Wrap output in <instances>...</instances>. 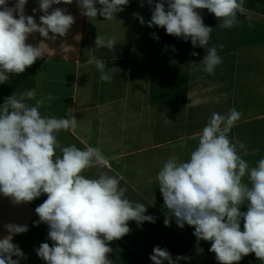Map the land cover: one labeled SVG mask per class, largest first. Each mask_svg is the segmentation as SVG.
Listing matches in <instances>:
<instances>
[{"label": "crops", "instance_id": "obj_1", "mask_svg": "<svg viewBox=\"0 0 264 264\" xmlns=\"http://www.w3.org/2000/svg\"><path fill=\"white\" fill-rule=\"evenodd\" d=\"M15 2L9 0V6ZM157 2L153 0L152 6ZM143 4L141 7V0H129L124 11L111 21L99 15L92 21L81 15L76 0L53 5L66 8L75 23L66 36H57L54 41L39 33L29 36V44L38 46L42 42L45 55L24 73L12 74L8 82L0 84V105L6 97L25 90L36 91V97L26 101L29 105L42 96H52L40 108L42 115H73L77 119L74 131L57 134L60 145L98 147L106 158L102 166L91 167L83 175L96 178L100 172H107L116 176L120 186L127 189L126 196L143 203L145 214L156 218L155 223L145 221L141 226L130 221L131 231L110 242L112 252L108 258L113 264H152L149 257L156 246L166 248L173 259L189 258L177 264H219L209 251L210 241H199L203 252H197L193 227L185 225L181 229L174 218L170 226H165L167 209L163 208L156 175L170 156L175 155L179 161L189 158L197 147V134L213 112L227 114L232 108L242 116L229 135L247 146L248 155L243 158L250 166L264 158V0H245L251 20L239 16L240 23L232 29L220 28L218 19L207 9L198 10L205 25L213 28L210 45H225L223 50L218 47L223 63L214 74L198 67L206 55L204 48H194L190 40L169 35L163 28L148 27L152 6L147 0ZM25 14L32 15L39 24L43 15L39 0H28ZM136 14L144 18V25ZM97 35L118 42L112 51L96 48ZM193 51L198 55H191ZM94 58L105 60V71L118 68L111 73L110 82L100 80ZM244 179L246 182L247 177ZM46 199L43 194L32 202L14 204L0 194V238L8 235L5 224H26L29 228L13 236L12 242L26 256L20 264H46L35 250L41 243L52 245L49 228L45 223L34 224L39 220L35 208ZM240 210L247 211V205ZM239 264L264 261L250 253Z\"/></svg>", "mask_w": 264, "mask_h": 264}, {"label": "clouds", "instance_id": "obj_2", "mask_svg": "<svg viewBox=\"0 0 264 264\" xmlns=\"http://www.w3.org/2000/svg\"><path fill=\"white\" fill-rule=\"evenodd\" d=\"M27 3L28 0H16L10 7L9 0H0V84L8 82L12 74L24 73L45 55L42 42L38 46L27 43L31 34L39 33L54 41L57 36H66L75 23L66 8L52 7L72 4L73 0H39V10L43 12L39 24L32 15L25 14ZM76 3L81 15L90 20L99 15L111 21L124 11L129 0H76ZM147 3L152 6L153 0ZM203 9L215 15L222 29L236 27L239 16L251 20L245 0H158L152 6L147 26L163 28L169 35L190 40L194 48H204L206 55L198 67L214 74L223 63L218 47L223 50L225 45H210L213 28L205 25L198 11ZM32 11L35 13L37 9ZM136 15L144 25V18ZM117 42L102 35L95 38L96 48L109 51ZM191 55L198 53L193 51ZM92 62L103 82H110L111 73L118 69L111 67L105 71L103 59L94 58ZM35 97L34 89L16 92L0 105V194L11 198L14 204L29 203L47 195L35 208L39 220L34 222L45 223L49 228L52 245L41 243L35 250L46 264H113L108 258L112 252L110 242L131 231L130 221L141 226L145 221L155 223L156 218L145 214L147 207L143 203L126 196L127 189L120 186L116 176L107 172H100L96 178L83 175L85 170L106 162L101 149L61 146L57 134L62 130L74 131L77 119L73 115L67 118L42 115L40 108L45 99L50 102L53 97L42 96L34 105L26 102ZM241 116L235 108L227 114L213 112L197 134L198 144L189 158L179 161L175 155L170 156L156 175L163 208L167 209L165 226H170L174 218L181 229L185 225L193 227L197 252H203L199 241H210L209 251L219 264H239L250 253L264 261V158L250 166L243 158L248 155L245 143L230 137ZM245 204L247 211H241ZM3 227L8 235L0 238V264H20L26 256L12 240L15 234L27 232L28 225L8 223ZM149 259L152 264L165 261L177 264L189 258L173 259L166 248L156 246Z\"/></svg>", "mask_w": 264, "mask_h": 264}]
</instances>
